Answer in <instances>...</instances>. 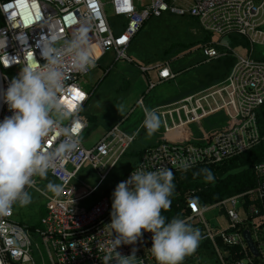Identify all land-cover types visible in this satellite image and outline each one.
Here are the masks:
<instances>
[{
    "label": "built area",
    "instance_id": "obj_1",
    "mask_svg": "<svg viewBox=\"0 0 264 264\" xmlns=\"http://www.w3.org/2000/svg\"><path fill=\"white\" fill-rule=\"evenodd\" d=\"M142 1L137 8L128 9L129 5L123 3L118 5L126 24L122 31L116 33L102 0H0V89H6L16 77H9V71L19 73L25 64L37 66L36 62L44 63L40 55L44 38L56 32L62 40L70 39L82 23L90 27V46L96 61L95 67L86 73L66 68L61 98L72 106V135L79 144L44 178L48 182L54 180L62 190L53 196L40 192L47 205L35 229L15 221L13 210L0 216V264H37L35 254L40 264H103L106 250L112 238L115 239L108 226L112 204L107 196H102L89 207L83 204L98 192L121 157L142 132L147 131L141 123L127 134L117 123L92 148H85L82 137L88 129V122L82 112L90 93L82 89L80 79L94 70L110 50H113L116 61L130 63L131 58L126 51L144 24L152 18L166 13L188 16L197 22L202 32L216 35L219 39L240 36L248 47L244 49L245 55H241L224 46L221 40L208 41L200 46L209 61L233 57L235 62L229 74L197 93L153 108L161 119L162 132L158 141L142 152L120 182L128 180L131 173L141 167L155 170L163 166L175 175L193 168L222 165L264 140L257 123L258 110L264 104V60L254 57V48L264 46V0ZM110 4L116 6V0H110ZM139 68L143 73L152 71L157 75V82L148 81V91L177 77L167 60ZM136 105L142 107L144 120L147 109L142 97ZM218 112H224L228 125L211 133L201 131V122ZM11 115L7 104L0 102V121ZM190 125L198 127L199 137L191 142L181 141V131ZM60 139L55 135L46 137L42 147L51 151ZM86 163H90L98 173L95 186L78 196L66 194L65 189ZM186 164L190 166L185 167ZM253 174L255 184L252 187L214 203L197 198L194 196L196 192H191V197L186 196L188 213L186 211L181 218L199 230L200 244L205 246L186 258L184 264H199V251L207 250L217 264H264V162L254 165ZM34 179L35 183L28 189L35 187L36 177ZM215 208H220L225 215L228 222L225 228L213 229L205 220L204 213ZM34 235L40 237L44 253L34 241ZM151 247L152 233L142 230L141 237L134 244H122L116 251L129 256L136 249L139 259L136 264H156Z\"/></svg>",
    "mask_w": 264,
    "mask_h": 264
},
{
    "label": "clouds",
    "instance_id": "obj_2",
    "mask_svg": "<svg viewBox=\"0 0 264 264\" xmlns=\"http://www.w3.org/2000/svg\"><path fill=\"white\" fill-rule=\"evenodd\" d=\"M89 32V25L82 23L70 39L62 40L56 32L49 34L40 45L44 63L25 64L7 88L0 89V102L12 112L0 121V216L9 214L15 206L29 205L33 198L28 187L35 183L34 178H47L57 162L78 147L79 140L72 135V106L61 97L67 67L81 73L95 67ZM142 124L149 135L154 134L161 126L158 112L146 110ZM52 135L61 139L48 151L42 142ZM201 172L206 181L215 180L210 169ZM173 181L174 173L167 167H141L116 186L108 225L115 239L106 250L103 264H136V249L129 256L120 255L116 249L134 244L142 230L152 233L150 251L156 264H184L197 250L199 230L179 215L171 220L162 215L172 204ZM47 188L54 193L62 190L54 182H49Z\"/></svg>",
    "mask_w": 264,
    "mask_h": 264
},
{
    "label": "rangeland",
    "instance_id": "obj_3",
    "mask_svg": "<svg viewBox=\"0 0 264 264\" xmlns=\"http://www.w3.org/2000/svg\"><path fill=\"white\" fill-rule=\"evenodd\" d=\"M102 2L105 3V11L114 31L118 33L126 24L123 11L121 14L116 12L118 5L123 3L130 6L127 7L128 9L137 8L143 1L116 0V6L110 4V0H102ZM204 38L205 36L192 18L166 13L162 17L148 20L133 39L126 51L127 56L134 61L133 64H129L126 60L116 61L113 50L108 51L98 66L80 79L82 89L90 94L93 93L92 104L82 112L83 118L89 122L88 129L82 137L84 147L92 148L117 123L120 124L122 131L131 134L143 120L142 107L136 105L141 97L144 108L151 110L186 94L203 90L208 83L215 81L224 70L223 62L207 60L200 47L207 42ZM209 38L210 41L221 40L224 46H230L226 38L219 39L216 35H210ZM232 49L245 55V51L241 48L232 47ZM254 57H264V46L258 45L254 48ZM166 60L169 61L170 68L178 73L176 79L160 83L153 90L148 91L146 76L139 71V67L164 63ZM18 74L14 71L8 72L11 78ZM150 76L154 82H157L154 72H150ZM129 82L131 87L126 92H122V89H127ZM92 116H96L97 122H91ZM227 125L228 119L224 112H218L205 118L199 129L211 133ZM188 127L191 129V137H195L194 139L199 137L200 131L197 126ZM161 132V126L152 135L142 132L132 147H141L146 143V139H150V143L154 144L158 139L156 135H160ZM125 159H122L110 172L98 192L83 204L85 207L91 206L102 196H107L112 204V194L123 174L128 171V169L125 170L129 166L126 162L132 160L129 156ZM98 179L96 170L90 163H86L64 192L69 194L71 191L72 196L79 195L93 187ZM49 182L56 183L54 180ZM49 182L44 178L36 177L35 187L28 189L33 198L32 202L25 207L13 208L15 221L29 228L40 221L47 205L46 198L40 192L47 196L55 194L47 188ZM204 217L213 229L225 228L228 224L220 208L206 211ZM34 241L39 244L44 253L45 249L38 235H34ZM198 256L199 264H217L208 250L199 251ZM34 257L36 263L40 264L36 254Z\"/></svg>",
    "mask_w": 264,
    "mask_h": 264
},
{
    "label": "trees",
    "instance_id": "obj_4",
    "mask_svg": "<svg viewBox=\"0 0 264 264\" xmlns=\"http://www.w3.org/2000/svg\"><path fill=\"white\" fill-rule=\"evenodd\" d=\"M121 11L122 10L118 11L119 14H121ZM202 34L205 36L204 38L205 41L207 42L210 41V38H209L210 34L204 33V32H202ZM227 39L229 40V44H230L229 47L231 46L238 47V48H241L242 50L248 47V43L246 42V40L240 36H230ZM165 54L167 55V53ZM257 59L264 60V57H258ZM216 61L223 62L224 70L215 81L208 83V85L209 84L211 85V83L213 84V83H217L223 80L229 74L235 62L234 58L231 56H226V57L217 59ZM133 63L134 61L131 59V62L129 64H133ZM143 74L146 76L147 81L151 80L150 72H146ZM130 87H131V84L129 82L127 89L126 90L122 89V92H126ZM92 98H93V93L90 94V97L87 101L86 106L89 107L90 104H92ZM92 117L93 118L91 119V122L93 121L97 122L96 116H92ZM257 123H258L260 135L261 137H264V104L258 110ZM88 125H89V122H88ZM140 155L138 153L131 152L129 149L121 157L120 161L122 159L126 160L125 157L127 156L134 158L137 156L140 157ZM260 162H264V140L261 141L259 145H257L250 151L242 155H239L237 157H234L226 161L222 165L198 167V168H193V169H190L182 173L175 174L174 181H173L175 184V191L171 198L172 204L168 210H164L162 212V215L167 217L168 220H171L173 217H176L178 215L182 217L183 214H186V211L188 213V210L186 209V196L191 197V192H196L194 196L201 199L202 201H205L207 203H214L225 197L234 195L236 193H240L252 187L255 184V176L253 174V167L255 164L260 163ZM131 168H129L128 170H130ZM203 168H208L213 172L215 176V180L213 182H208L205 180L204 173L201 172V169ZM43 213L45 214V211ZM38 226H39V222H37L30 229L31 230L35 229ZM204 246H205L204 243L199 244V247L197 248V250H199L200 248ZM193 255L194 253L188 256L187 259Z\"/></svg>",
    "mask_w": 264,
    "mask_h": 264
},
{
    "label": "crops",
    "instance_id": "obj_5",
    "mask_svg": "<svg viewBox=\"0 0 264 264\" xmlns=\"http://www.w3.org/2000/svg\"><path fill=\"white\" fill-rule=\"evenodd\" d=\"M171 69V68H170ZM172 70V69H171ZM173 71V70H172ZM155 73V72H154ZM173 73H175V74H177L178 75V73H176V72H174L173 71ZM156 74V73H155ZM150 78L152 79V77L150 76ZM156 79H157V75H156ZM176 79V78H175ZM153 80V79H152ZM147 84H148V81H147ZM213 84H215V83H213ZM212 83H211V85H213ZM210 85V84H209ZM209 85L207 86V87H209ZM210 85V86H211ZM206 87V88H207ZM205 89V88H204ZM201 91V90H200ZM199 92V91H198ZM197 93V92H196ZM189 95H192V94H186V95H184V96H181V97H179V98H177V99H175L174 101H172V102H170V103H166V104H163V105H160V106H165V105H169V104H171V103H174V102H176V101H178V100H180V99H183L184 97H187V96H189ZM159 106V107H160ZM87 108H89L88 106H86V108H85V111H86V109ZM153 109V108H152ZM142 123V122H141ZM157 132V131H156ZM155 132V133H156ZM128 133V132H127ZM147 133V132H146ZM148 134V133H147ZM159 135H156V137H158ZM198 137V136H197ZM196 137V138H197ZM195 137H191V129L189 128V127H187V128H185V129H183L182 131H181V133H180V135H179V139L181 140V141H190L191 142V139H194ZM157 141H158V139H157ZM157 141H155L154 142V144H151L150 143V139H146V143H144L141 147H137V148H133L132 146H131V148H130V151L131 152H134V153H138L139 155L141 154V152L142 151H144L145 149H147V148H149V147H151V146H153V145H155L156 143H157ZM138 157L139 156H137V157H134V158H132V160L131 161H127L126 163V165H129L128 166V168H126L125 170H127V169H129V168H131L132 166H134L135 165V163H136V161H137V159H138ZM95 186V185H94ZM93 186V187H94ZM93 187H91L89 190H91ZM89 190H87V191H89ZM87 191H84L83 193H85V192H87ZM71 193V191L69 192V194ZM83 193H81V194H83ZM81 194H79V195H81ZM71 195V194H70ZM74 196H78V195H74ZM74 196H72V197H74Z\"/></svg>",
    "mask_w": 264,
    "mask_h": 264
},
{
    "label": "snow or ice",
    "instance_id": "obj_6",
    "mask_svg": "<svg viewBox=\"0 0 264 264\" xmlns=\"http://www.w3.org/2000/svg\"><path fill=\"white\" fill-rule=\"evenodd\" d=\"M77 95H79V93H77Z\"/></svg>",
    "mask_w": 264,
    "mask_h": 264
},
{
    "label": "water",
    "instance_id": "obj_7",
    "mask_svg": "<svg viewBox=\"0 0 264 264\" xmlns=\"http://www.w3.org/2000/svg\"><path fill=\"white\" fill-rule=\"evenodd\" d=\"M247 235V233H245Z\"/></svg>",
    "mask_w": 264,
    "mask_h": 264
}]
</instances>
